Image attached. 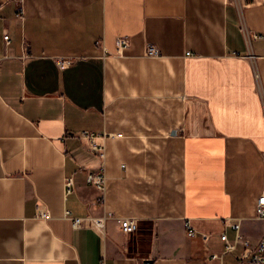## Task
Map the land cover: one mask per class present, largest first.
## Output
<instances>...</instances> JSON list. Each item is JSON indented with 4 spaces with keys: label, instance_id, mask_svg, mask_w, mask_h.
Segmentation results:
<instances>
[{
    "label": "crops",
    "instance_id": "0c3cea01",
    "mask_svg": "<svg viewBox=\"0 0 264 264\" xmlns=\"http://www.w3.org/2000/svg\"><path fill=\"white\" fill-rule=\"evenodd\" d=\"M263 194L264 0H0V264H239Z\"/></svg>",
    "mask_w": 264,
    "mask_h": 264
},
{
    "label": "built area",
    "instance_id": "2783aa9c",
    "mask_svg": "<svg viewBox=\"0 0 264 264\" xmlns=\"http://www.w3.org/2000/svg\"><path fill=\"white\" fill-rule=\"evenodd\" d=\"M16 1L20 4H22L23 2V0H16ZM4 39L6 42L10 41V37L8 35L5 36ZM116 44H117L118 49L121 51L129 49L131 45L130 40L126 37L118 38ZM160 53H161L160 50L156 46L149 45L146 51V56L159 57L161 55ZM190 54L191 53H188L187 55L190 56ZM57 63L60 67L65 66L62 60H58ZM256 78H258L257 74H256ZM81 138L86 139L89 142L90 149L92 151L96 152L101 158L104 157V147L96 144V142L94 141L95 140L94 135L84 132L81 134ZM88 181L101 192L100 201L104 204L105 203V190H106V178H105L104 173L99 172L97 174H90L88 177ZM67 189H68L67 192L69 194L74 191L73 190L74 183L72 179H69L67 181ZM66 215L68 218L72 220L73 227L76 230L82 228L84 223H87L88 226L96 228L97 230H100L103 232L109 220H113L117 222L120 225L122 232L126 235L135 234L140 229L139 221L137 219L123 218V217L116 215L115 213L111 211H106L103 217L97 218V219H94L91 217L75 218L72 216L70 212H67ZM257 216L259 219H261L264 222V194L259 198V201H258ZM39 217L46 219V220L50 218L48 212L42 210L41 208L39 209ZM185 227L188 231L189 237H194L196 235V231L193 229L189 221L186 222ZM235 228L237 232H239L240 227L236 226ZM222 240L226 242V252H232L235 250L236 243L235 244L229 243L227 240L226 234L222 235ZM240 241H243V237L239 233L237 242L239 243ZM244 243L246 246H249V242L245 241ZM219 258L220 257L217 255L212 257V259H219ZM238 261H239V264H264V234L261 240L259 241V243L257 244V246L255 247V249L247 250L244 254H242L239 257Z\"/></svg>",
    "mask_w": 264,
    "mask_h": 264
},
{
    "label": "water",
    "instance_id": "95a60500",
    "mask_svg": "<svg viewBox=\"0 0 264 264\" xmlns=\"http://www.w3.org/2000/svg\"><path fill=\"white\" fill-rule=\"evenodd\" d=\"M144 264H152V261L147 260L144 262Z\"/></svg>",
    "mask_w": 264,
    "mask_h": 264
}]
</instances>
